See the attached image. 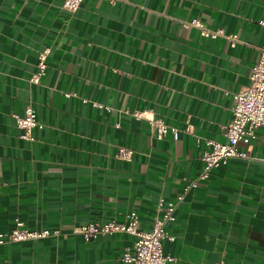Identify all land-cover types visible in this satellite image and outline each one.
Wrapping results in <instances>:
<instances>
[{"label":"crops","instance_id":"obj_1","mask_svg":"<svg viewBox=\"0 0 264 264\" xmlns=\"http://www.w3.org/2000/svg\"><path fill=\"white\" fill-rule=\"evenodd\" d=\"M0 0V232L15 220L58 235L0 244V264H129L124 232L85 239L74 228L124 220L149 230L158 201L195 179L204 141L224 143L232 93L264 45V0ZM200 19L202 36L182 22ZM50 48L39 83L37 55ZM98 105H95L93 103ZM31 106L21 137L14 114ZM140 114V117L136 116ZM178 130L156 138L149 118ZM129 146V161L116 158ZM184 194L165 230L171 264H264V126Z\"/></svg>","mask_w":264,"mask_h":264},{"label":"built area","instance_id":"obj_2","mask_svg":"<svg viewBox=\"0 0 264 264\" xmlns=\"http://www.w3.org/2000/svg\"><path fill=\"white\" fill-rule=\"evenodd\" d=\"M83 0H63L62 7L75 12L80 7ZM113 2L114 0H105ZM258 24L264 30V19H259ZM184 27L193 26L199 30L202 36L227 38L231 45L237 41L235 33H225L223 29L210 30L198 18L182 22ZM50 48H43L37 55V71L30 77L33 84L39 83L40 76L46 68V59ZM231 116L229 121L223 126V135L226 142L221 143L214 140H205L206 148L201 153L203 167L195 179L187 181L180 193L173 199L158 201V213L155 215L152 226L149 230H142L138 227V217L136 212H128L124 220H106L103 222L90 221L86 224L74 228L85 239L93 238L97 235H107L111 233L124 232L133 236L130 247L123 250L121 260L129 264H171L175 258L166 254L162 250V242L165 239L174 240V236L166 232L165 226L174 220V210L188 191L205 181L211 170L224 164L230 157H245L246 153L239 150L238 142L249 141L255 137L256 130L264 126V45L258 46V54L253 62L248 75V84L240 90L232 93ZM95 105V102L93 103ZM140 117L139 113H136ZM15 126L21 131V137L31 138V131L37 126L36 114L31 106H27L22 114H14ZM152 134L156 138H162L170 134L173 140L178 138V130L166 124L160 118H149L147 120ZM133 151L129 146H119L115 156L122 161H129ZM57 229H34L26 227L23 222L15 220L12 228L6 232H0V244L4 242H19L25 240H35L58 235ZM214 264H243L234 263L227 260H218Z\"/></svg>","mask_w":264,"mask_h":264}]
</instances>
